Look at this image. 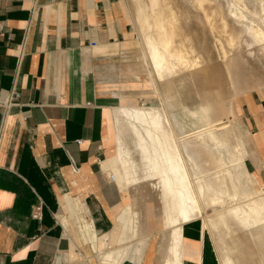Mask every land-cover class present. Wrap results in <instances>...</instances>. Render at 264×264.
Masks as SVG:
<instances>
[{
  "label": "crops",
  "instance_id": "obj_1",
  "mask_svg": "<svg viewBox=\"0 0 264 264\" xmlns=\"http://www.w3.org/2000/svg\"><path fill=\"white\" fill-rule=\"evenodd\" d=\"M126 13L138 33L124 0H0V95L13 86L21 91L19 105L0 107V264H101L107 253L116 254L107 260L115 264H224L234 247L243 253L241 264H264V233L228 213L230 230L221 225L213 231L205 215H198L182 224V237L174 242L156 179L128 183L114 170L113 165L120 168L111 162L118 153L115 107L141 104L137 86L127 82L140 83L138 74L147 71L138 44L141 69L127 72H135L136 79L117 78L111 84L106 76L135 44ZM220 66L231 94L208 90L199 77L197 102L184 104L212 101L215 117L230 119L237 131L242 113L250 130L247 137L237 132L244 159L234 168L242 171L234 184L248 192L264 189V86L255 91L250 83L239 84L229 59ZM189 144L195 150V143ZM201 149L195 151L206 174V150ZM143 186L158 196L159 221L150 218L153 204L146 205L147 217L141 220L131 190ZM37 205L41 218L33 216ZM214 213L217 225L219 210Z\"/></svg>",
  "mask_w": 264,
  "mask_h": 264
},
{
  "label": "bare ground",
  "instance_id": "obj_2",
  "mask_svg": "<svg viewBox=\"0 0 264 264\" xmlns=\"http://www.w3.org/2000/svg\"><path fill=\"white\" fill-rule=\"evenodd\" d=\"M134 1L138 44L142 48L140 56L146 65L143 67L147 70L148 86L160 96L158 84L169 81L173 91L170 88L167 95L168 108L166 98L162 96L164 101L161 105L141 103L115 107L119 129L118 153L111 162L120 164V168L113 165L114 170L128 183L157 180L154 182L162 192L166 226H174V242L182 237V224L198 215H205V224L213 231L221 225L230 230L228 213L245 227H254L264 233L263 187L255 186L248 192L246 188L235 185L232 177L231 167L237 168L244 159L236 126L230 119L215 117V106L211 100L210 103L202 100L204 102L194 106L184 104L188 99L197 102L200 94L195 90L192 92L191 87H195L199 77L206 84H211L212 77L203 65L190 33L181 23V14L170 0ZM195 1L205 11L223 60L231 57L227 47L244 45L249 56H255L257 45L264 49V26L260 23L264 24V0H255L260 5L259 11L251 10L246 0H228V14L240 24L236 29L229 26L228 16L218 10L221 8L219 0ZM212 16L221 19V29L215 21L212 23ZM222 35L226 36V42ZM190 142L195 143V150L200 146L216 154L217 171L213 177L216 185L212 184L208 173L202 174L197 152ZM107 166L111 165L107 162ZM222 170L231 177L233 190L229 188L227 179L219 174ZM107 172L112 173L110 170ZM238 175H242L241 170ZM252 197L258 199L250 200ZM209 208L219 210L217 225L209 214ZM252 236L259 234L252 232ZM240 252L239 248H232L225 254L223 263L241 264L243 253ZM115 256V253L102 255L101 264H115L112 262ZM108 258L112 261L108 262Z\"/></svg>",
  "mask_w": 264,
  "mask_h": 264
},
{
  "label": "rangeland",
  "instance_id": "obj_3",
  "mask_svg": "<svg viewBox=\"0 0 264 264\" xmlns=\"http://www.w3.org/2000/svg\"><path fill=\"white\" fill-rule=\"evenodd\" d=\"M124 1L127 3L130 14L134 18L135 17L134 13H136L135 12V1L134 0H124ZM219 1L221 4L220 6L221 8H219L218 10L220 11L222 10L225 13L226 17L227 16L229 17V18L227 17L229 26L235 29L239 28L240 24L237 21H235L232 17H230L228 14L229 13L228 12V9H229L228 0H219ZM246 1L251 10L259 11L260 5L257 3V1L255 0H246ZM170 2H172L175 5L177 11L179 12V14H181V23L182 25H184L185 31L190 33L191 39H193V43L198 48L199 50L198 53L201 55V59L203 60V65L207 68V72L209 73V75L217 77L219 80V83L215 84V83H212L213 82V79H212L211 84L208 83L205 85L206 88L208 90H213L215 88H219V90L222 89L225 91L223 92L224 96H227V94H231L233 90L228 85L225 72L223 68H221L220 66L221 61H225V60L222 59L221 52L218 49V46L216 43L214 32L211 30L210 23L205 16V11L203 10V8L199 6L197 1L195 0H170ZM207 6H209V4H207ZM209 11L212 12L213 9L209 8ZM216 17L217 18H214L213 16L211 17L212 23H214L215 21L216 25L221 29L222 22L219 21L221 19L218 16ZM126 18H127V21L130 22L131 42H135V44L130 43L132 44L130 45L131 47H129L124 52H122V55L120 57L121 61L117 63L115 66L112 65L111 67L112 69L110 70V72L106 73L107 77L110 76L111 84H113L117 78L122 82H124L126 78L136 79L135 72L138 71L140 67L142 66L139 60L140 49H139L138 43L136 42L138 39V33L133 23V19L129 18L127 13H126ZM260 23L264 26L262 22ZM218 27L216 29H218ZM219 31H217L218 34H220ZM221 37H223V39L225 40L224 37L226 36L222 35ZM227 48H228V52L231 55V57L228 58L229 61L231 62V67H232L231 69L233 70L235 76H237L239 84L250 83L255 86V88H253L255 91H258L257 90L258 88L256 87L258 86V84H261V86L263 87L264 86V49L261 48V46L257 45L255 47V56H249L247 55L248 49L244 45L241 47L235 46L232 48H229V47ZM238 50L241 52H238ZM245 58L249 60H246ZM130 69L134 70L135 72L131 74H127V72H129ZM141 73L142 74L139 73L138 75H139V79L142 80L141 81L142 83L140 82L135 85L134 82L128 81L127 87L137 86L140 93L142 91L144 92V94H145V91L146 93H148L146 95L148 98H146L145 96L141 97L140 93L138 92L134 93L135 95L140 96L139 100L141 103L146 102V104L159 105L158 99L154 97V95H157V93H155L154 90L150 88V86H148V82H147L148 74L144 71H142ZM145 80H147L145 83L147 85L143 83ZM158 85H159V90L161 93L160 98L162 96L163 99L165 98L168 99L167 97L168 92L171 90L170 88H173V87L169 86L170 84L167 85L166 82H160ZM205 86L203 87L205 88ZM193 90H194V87L192 86L191 91L193 92ZM150 97H154V98L152 99ZM157 97L159 98L158 95ZM162 98H161V101H164ZM123 102L126 103V101L124 100V97H123ZM135 103L138 104L137 102H134L131 104H135ZM167 103L168 101L166 100V104ZM167 108H168V104H167ZM242 117L243 115L241 113V116L238 118V121H239L238 131L242 133L243 137H247L248 132L246 131V129H249V128L245 125ZM246 147L248 150V142L246 144ZM250 154L251 153L248 152L247 157L250 156ZM206 156H207V164H208L206 174L208 173V178H211L213 180V177L217 171V169L214 168V164H215L214 157L216 156V154H214V152L210 151L208 148L206 150ZM231 170L233 172V175H232L233 178L236 175L238 176V171H239L238 169H233L231 167ZM219 174L222 177H225L227 179L229 188L232 190L233 187L230 183L231 177L227 176L223 172V170L220 171ZM131 192L135 194V197L137 200V206L140 209L139 213H140L141 220H145L147 217L146 216V205L153 204L154 205V210H153V215H152L153 217L150 216V218H152L154 221H159L160 219L159 199L156 193L152 190V188H150L149 186H143L141 188L132 189ZM209 214L211 216L215 214L212 208H209ZM235 225H238V224L235 223Z\"/></svg>",
  "mask_w": 264,
  "mask_h": 264
},
{
  "label": "built area",
  "instance_id": "obj_4",
  "mask_svg": "<svg viewBox=\"0 0 264 264\" xmlns=\"http://www.w3.org/2000/svg\"><path fill=\"white\" fill-rule=\"evenodd\" d=\"M4 31V25L2 23V21L0 20V34H2V32ZM24 55V49L22 48L19 52V57L22 58ZM21 97V91L18 87L13 86L12 88H10L6 95L1 96L0 95V107L4 108L5 110H8L14 106L19 105V99ZM24 119H26L27 117L24 116ZM79 142L81 140H78ZM109 178L112 181H116V178L114 176L113 173H109ZM42 206L41 205H37L35 206L34 210H33V216L35 218H41L42 217Z\"/></svg>",
  "mask_w": 264,
  "mask_h": 264
}]
</instances>
